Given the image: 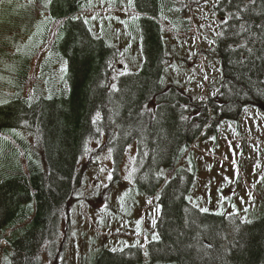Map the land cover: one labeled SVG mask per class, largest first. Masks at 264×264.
<instances>
[{"label":"trees","instance_id":"16d2710c","mask_svg":"<svg viewBox=\"0 0 264 264\" xmlns=\"http://www.w3.org/2000/svg\"><path fill=\"white\" fill-rule=\"evenodd\" d=\"M84 1L26 5L24 18L36 21L41 13L52 20L51 56L43 62L23 65L14 52L30 23H0V135L14 137L0 157V264H42L43 254L51 264H63L84 173L110 152L118 183L133 144L134 185L157 196L160 206L152 230L158 239L146 246L149 264H264V216L242 222L198 211L187 201L194 174L179 167L193 144L217 135L223 122L237 121L247 107L264 109V0L191 1L192 14L211 3L220 17L216 48L203 51L220 61L219 90L206 94L209 85L203 99L168 75L169 61L182 63L180 39L188 38L192 17L185 3L133 0L143 16V60L130 71L120 64L121 51L95 38L78 17ZM10 8L0 0V16ZM164 17L174 30L156 20ZM51 57L56 61L47 65ZM95 142L100 145L92 149ZM16 145L24 150V167L16 162ZM143 262V249L132 246L101 250L93 264Z\"/></svg>","mask_w":264,"mask_h":264},{"label":"rangeland","instance_id":"374dc122","mask_svg":"<svg viewBox=\"0 0 264 264\" xmlns=\"http://www.w3.org/2000/svg\"><path fill=\"white\" fill-rule=\"evenodd\" d=\"M191 1L192 4H198L200 0H173L177 5H187L192 25H189L188 38L180 39L183 52H179L181 55L178 56L181 57L182 63L178 60L169 61L168 75L171 81L186 86L189 92L203 99L206 89L210 90L209 85L213 86V89L206 91V94L214 95L219 90L216 83L220 78V61L214 56L206 58L203 51H214L216 48L220 17L214 14L211 3L194 8L192 14ZM8 2L11 8L2 13L0 23H30L25 34L18 36L21 47L14 51L22 57L17 55L20 58L18 61L23 65L31 60L36 63L43 62L51 56L49 46L53 40L50 30L52 20H46L47 15L41 17V13L36 21L30 17L24 18V9L27 4H32V0ZM174 11L176 14V9ZM78 17L85 21L95 38L102 39L108 46L121 51V65L130 71L139 70L143 60L140 25L143 16L134 7L133 0H85ZM156 20L166 30H174L171 20L166 17ZM186 21L183 18V22ZM24 26L23 23L21 28ZM3 27L5 25L0 24V30ZM52 60L56 61L51 57L47 65H51ZM118 71H121V66ZM46 74L50 77H62L49 72ZM8 138L6 135H0V157L6 154L7 141L11 145L14 144V137L9 140ZM19 138L26 139L30 149L35 151L31 139L24 135ZM99 145L100 143L95 142L91 148L96 149ZM16 146V162L24 167V150ZM136 152V144L127 148L118 183L114 180L113 158L110 152L100 155L97 160L94 159L95 164L91 166L90 172L84 173L79 191L80 199L72 208L71 229L63 264H80V261L93 264L101 250L121 252L132 246H140L143 249V264H149L145 254L146 246L158 239L156 232L152 230L160 206L157 196L153 198L142 194L134 185L133 159ZM40 158L38 156L39 160ZM2 163L6 165L5 160H2ZM179 167L194 174L187 201L198 211L232 216L242 222H253L263 217L264 109L247 107L237 121L223 122L217 135L211 134L193 144ZM2 255L0 253V262ZM42 258V264H51L44 254Z\"/></svg>","mask_w":264,"mask_h":264}]
</instances>
